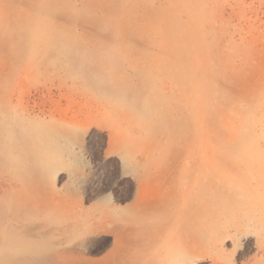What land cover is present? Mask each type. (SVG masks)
Segmentation results:
<instances>
[{"label": "rangeland", "instance_id": "rangeland-1", "mask_svg": "<svg viewBox=\"0 0 264 264\" xmlns=\"http://www.w3.org/2000/svg\"><path fill=\"white\" fill-rule=\"evenodd\" d=\"M84 262L264 264V0H0V264Z\"/></svg>", "mask_w": 264, "mask_h": 264}, {"label": "bare ground", "instance_id": "bare-ground-1", "mask_svg": "<svg viewBox=\"0 0 264 264\" xmlns=\"http://www.w3.org/2000/svg\"><path fill=\"white\" fill-rule=\"evenodd\" d=\"M10 123V122H9ZM189 244V243H188ZM191 247H192V244L190 243L189 244ZM37 251L38 252H44L45 250H46V247H47V245L41 240V242H38L37 243ZM36 249V248H35ZM70 261H73V262H75V259L74 258H72V259H70ZM157 262V261H156ZM81 263V262H80ZM159 264H161V262H158ZM83 264H90L89 262H84Z\"/></svg>", "mask_w": 264, "mask_h": 264}]
</instances>
